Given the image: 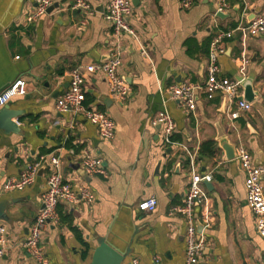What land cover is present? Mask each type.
Instances as JSON below:
<instances>
[{
	"label": "crops",
	"instance_id": "1",
	"mask_svg": "<svg viewBox=\"0 0 264 264\" xmlns=\"http://www.w3.org/2000/svg\"><path fill=\"white\" fill-rule=\"evenodd\" d=\"M88 1L89 13L74 10L72 0H55L59 7L52 13L29 21L37 0H0V88L17 78L27 83V94L8 103L21 111L20 133L0 131V202L7 215L0 225L8 239L0 264H38L21 242L42 207L49 171L21 190L4 191L3 183L19 176L40 154L67 152L69 138L82 148L92 146L107 174L85 175L78 161L65 162V176L88 184L95 200L58 205L72 214L81 237L61 221L50 224L42 244L51 263L90 264L95 248L109 240L126 252L123 264H132L134 258L141 264H185L186 219L170 211L186 197L189 156L178 146L164 144V129L153 122L164 106L175 124L174 141L195 153L201 172L213 175V189L204 185L206 199L195 208L202 225L199 235L206 241L202 264H264V239L247 203L246 173L237 157L226 158L217 140L220 128L230 143L246 147L254 163L264 167V37L244 29L249 17L264 15V0H227L226 13H217L219 0H199L190 7L181 0H140L134 5L130 22L139 39L123 35L121 40L120 73L131 84L129 97L114 99L102 73L88 74L85 104L115 120L111 140L102 139L82 115L57 107L70 71L106 59L114 44L112 24L105 18L110 0ZM221 31L232 33L224 38L221 75L251 80V110L239 109L220 94L210 100L199 95L193 111L167 99L161 88L205 80L210 45ZM241 90L244 95L242 85ZM232 111L239 117L231 118ZM208 140L216 141L218 151L200 159L201 145ZM150 197L157 199L156 209L141 211L140 202Z\"/></svg>",
	"mask_w": 264,
	"mask_h": 264
},
{
	"label": "built area",
	"instance_id": "2",
	"mask_svg": "<svg viewBox=\"0 0 264 264\" xmlns=\"http://www.w3.org/2000/svg\"><path fill=\"white\" fill-rule=\"evenodd\" d=\"M184 7H190L199 0H181ZM55 0H37L35 11L28 17L29 21L38 19L47 13ZM71 7L74 10L92 11L88 0H72ZM230 5L227 0H219L217 13H226ZM135 12L132 0H110L105 18L112 24L114 44L106 59L99 63H92L85 68L74 67L69 74V85L57 98V107L61 112H74L82 115L86 120L94 124L102 139H114L116 136L115 120L106 112L85 104L87 93L88 74L102 73L105 76L111 96L119 101H125L132 90L131 84L120 73L123 64L124 49L121 45L123 35H129L134 40L139 39L138 32L130 22ZM244 29L252 36L264 37V15L256 16L249 21ZM232 33L221 31L212 40L206 65L207 75L203 82H185L161 88L167 99L177 101L185 110L193 111L197 107L198 97L204 94L207 99H213L216 95H222L231 103H237L239 109L250 111L252 104L243 98L241 83L237 79L221 75L219 58L226 51L224 38L231 37ZM142 53L147 54L142 48ZM247 62V61H245ZM27 94V83L23 78L15 79L7 88L0 92V108L8 104L16 96ZM164 99L163 103L167 101ZM165 105V104H164ZM231 118L239 117L238 111L230 113ZM155 125H161L164 129V144L178 146L189 156V187L180 205L174 206L170 213L183 214L186 219V257L185 264H202L206 241L201 239L198 232V219L195 213L197 205L204 203L206 199L204 185L211 182V172H201L196 161V155L185 144L172 139L175 124L167 107L159 111L154 118ZM75 144V143H74ZM67 152L59 151L51 154H40L31 160L19 176L8 178L2 185L4 191L24 189L34 184L39 177L40 169L45 166L48 170L47 189L42 195V207L35 215L26 238L21 242V247L29 253L38 264H52L44 251L42 244L44 232L52 223L60 221L58 205L64 202L69 205L82 201L92 203L95 195L85 182H73L72 178L65 176L63 166L65 162L72 165L78 161L85 175L107 174L103 158L92 146H85L80 150L69 148ZM237 159L246 173L247 203L257 217V230L264 239V167L254 163L248 149L244 146L237 148ZM157 199L150 197L140 202L139 209L150 212L156 209ZM7 229L0 225V261L5 256L7 245ZM132 264H141L134 258Z\"/></svg>",
	"mask_w": 264,
	"mask_h": 264
},
{
	"label": "water",
	"instance_id": "3",
	"mask_svg": "<svg viewBox=\"0 0 264 264\" xmlns=\"http://www.w3.org/2000/svg\"><path fill=\"white\" fill-rule=\"evenodd\" d=\"M134 5L139 6L140 0H132ZM56 7H59V4L56 3L50 6L47 10V13H52ZM63 8V7H62ZM254 15L252 18L249 17V21L255 18ZM236 79L241 83L244 88L243 98L248 100L249 95L252 94L253 88L251 80L245 79L243 76H237ZM127 80V79H126ZM14 81V80H13ZM13 81L7 83L0 88L2 92L7 88ZM128 81V80H127ZM21 115V111L11 109L8 104L0 108V131H4L6 134L11 133H20V126L17 118ZM159 128L161 125L158 126ZM217 140L220 142V146L226 152L227 159H233L237 157V148L235 144L230 143L229 138L225 135L224 131L219 128ZM45 166H43L39 175H42L44 172ZM210 190L213 189L212 182H205ZM2 203L0 202V218L7 219V215L2 208ZM202 225L198 222V232L201 233ZM126 258V252L122 249L115 246L111 241L104 240L97 246L93 252L90 264H123Z\"/></svg>",
	"mask_w": 264,
	"mask_h": 264
},
{
	"label": "trees",
	"instance_id": "4",
	"mask_svg": "<svg viewBox=\"0 0 264 264\" xmlns=\"http://www.w3.org/2000/svg\"><path fill=\"white\" fill-rule=\"evenodd\" d=\"M172 139L178 140L177 136L174 134L172 135ZM65 146H66V148H74L76 150H80L82 148V146L74 144L72 138L67 139V141L65 142ZM217 151H218V146H217L216 141H214V140L205 141L201 145L200 152H199V158L203 159V158L212 157L216 154ZM186 163L189 164V158H187ZM58 212L60 215V221L62 223L68 224L69 227L74 231L76 236L81 237L79 230L73 225L72 214H70V213L65 214L59 209H58ZM85 245L87 246V243H85ZM83 257L84 258L87 257V251L83 254Z\"/></svg>",
	"mask_w": 264,
	"mask_h": 264
}]
</instances>
